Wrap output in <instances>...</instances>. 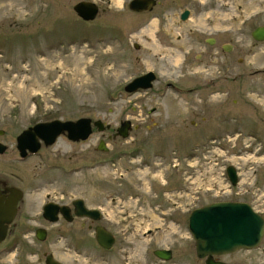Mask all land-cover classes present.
Segmentation results:
<instances>
[{"label": "rangeland", "instance_id": "1", "mask_svg": "<svg viewBox=\"0 0 264 264\" xmlns=\"http://www.w3.org/2000/svg\"><path fill=\"white\" fill-rule=\"evenodd\" d=\"M78 1L0 0V142L7 147L0 154V173H22L31 179L44 171L47 178H54L59 171L48 166L56 162L69 166L84 155L86 184L75 188L85 192L88 206L100 207L101 222L114 234V242L109 249L87 236L67 242L54 235L48 224L44 225L49 235L41 242L34 239L32 229L43 193L55 185L41 189L38 195H31L29 185L13 232L0 244V264H44L48 253L63 264H204L194 254L186 226L193 208L218 200H243L264 220V41L250 36L254 27L264 24V0H156L151 11L142 13L128 10L129 0H89L98 6L89 21L73 12L72 5ZM182 8L190 10V20L181 24L175 19ZM163 10L169 15L166 21L160 17ZM165 26L173 35H181L179 42L167 45L173 52L162 49L166 44L160 34ZM206 35L228 42L231 48L222 51L215 47L212 62H196L193 54L199 49L190 47V38ZM183 50H189L187 65L178 59ZM224 59L230 62L225 71ZM147 70L155 74L149 89L122 90L130 79ZM167 82L202 89L193 97V106L186 107L165 86ZM156 91L162 97H156ZM142 105L145 109L157 107L159 124L166 127L164 135H180L176 129L180 113L181 126L189 119L197 121V145L153 139L130 155L134 147L130 139L149 134L144 127L137 135L132 132L112 140L105 137L108 131L94 130L78 145L58 138L43 151L49 158L42 166H35L40 157L18 162L14 138L35 121L86 116L114 129L120 120L137 123ZM190 110L205 118L193 117ZM158 135L155 131L151 136ZM101 137L105 152L95 149ZM192 147L195 157L186 161L192 167L184 166L183 177H193L194 189L189 185L179 199L180 193L171 188L169 180L164 204L151 205L149 189L155 182L149 181L150 173L162 175L163 180L166 175L174 179L177 171L171 163L176 153H187ZM112 155L118 158L111 160ZM99 156L104 158L101 168L94 163ZM227 165L237 172L233 188L228 187ZM140 194L143 197L136 201ZM98 195L100 201H96ZM157 248L169 249L170 259L155 257L152 251ZM262 250L264 232L256 247L216 258L227 263L264 264Z\"/></svg>", "mask_w": 264, "mask_h": 264}, {"label": "flooded vegetation", "instance_id": "2", "mask_svg": "<svg viewBox=\"0 0 264 264\" xmlns=\"http://www.w3.org/2000/svg\"><path fill=\"white\" fill-rule=\"evenodd\" d=\"M184 11H186V16L184 19H181V14ZM135 13H142V12H135ZM160 17L163 21H166L167 18H169L167 10H163L161 12ZM188 20H190V10L188 8H182L176 14L175 22L182 24ZM155 31H156V24L152 29H150V32L152 34ZM222 31L225 32L226 29H223ZM180 37H181V35L178 32L173 35L172 32L169 30V28H167L165 26V28L162 30V33L160 34V38L163 39L164 44H166L162 47V49L166 50V51L173 52V50H171V47H169L167 45L174 44V42H179ZM171 38L172 39L174 38V41H172ZM219 39L220 38L214 37L211 35H206V36L200 37V38H199V36H193V38H190V47L193 46V47H197L199 49L198 54H193V57L196 58V62H198L200 60H207L208 63L212 62V60L214 58V53H215V51H213V49L215 47H218L222 51H227L231 48V45L228 44V42L220 41ZM135 45H136V47H134V48H137L138 47L137 44H134V46ZM188 54H189V50H183L182 51L181 57L178 58L182 64L187 65L189 63L188 62L189 58H187ZM222 64H223V70L224 71L228 70L230 68L229 59H224L222 61ZM261 71L262 72L264 71V67ZM165 86L168 88H171L172 91L176 93L177 98L181 97L182 102H183L182 106L186 105V107H187V105L190 106V105H192L191 103H194L193 97L194 96L198 97L199 96V90L202 89V88H199V86H197V85L174 87L169 82L165 83ZM137 91H139V90H137ZM137 91H135V92H137ZM155 96L156 97H162V92L156 91ZM137 114L139 116V118H136L139 120L137 123H133L129 120L130 123H129V127L127 129V136H128V134H130L132 132H133V134L137 135L138 134L137 132H139L141 127H144L147 130L146 132L149 134L146 137H140L138 139L136 137H134V138L130 139L131 143H134V147H132V151L130 152V155L137 154L140 151L139 145L151 142V140H153V139H160L162 141V143H167V142L171 143V142H173V139H175L178 144H190L193 146L197 145V142H198V140H197L198 139V136H197L198 133L196 130L198 128V122L197 121L189 119L186 121V124H183V126H181L183 123V118H182V114L180 113V125H178V127L176 128L180 132V135H177L176 137H172V136H170V134L164 135V132H162L163 129L165 130L166 127H164V125H162V124H159V122H160L159 119H161V114L157 110L156 106L152 105V106L148 107L147 109H145V106L142 105L140 111ZM190 114L193 117H195V118L198 117V118H201L202 120L205 118L204 116L199 117L198 112H194L193 110H190ZM80 117H86V116H79V117H76L74 119H62V120L75 121L76 119H78ZM52 119H56V118H51V119L43 120V121H49ZM229 119H230V117H229ZM43 121H35L32 124H34L36 122H43ZM93 121L94 120L90 118V133L83 140H81V139H78V140L68 139L66 137V133L63 132V133H60L55 138L53 143H51L50 145H46L43 143V141L40 138L37 137V142H38L37 151L35 153H27L24 157H19L18 151L16 150L15 144H14L16 155L18 156V162L22 163L30 157H40L41 160L38 159V163L35 166L36 167L42 166L44 159L49 158L48 154H45L43 151H45L47 148H50L51 146H53V144L56 142V140L60 137L65 138L68 143L75 144V145H78V144L85 142L89 138V136L93 133L94 130H97L99 132L108 131L106 136H105L106 139H108V140H112L116 137H119V136L115 135V128L116 127L114 129H110L108 127V128H104L103 130H98L96 128V126L93 125ZM120 121H122V120H120ZM32 124H30V125H32ZM30 125H28V126H30ZM104 125H105V123H103L102 126L104 127ZM28 126H26V127H28ZM179 129H181L182 131H180ZM155 131L159 135L158 136H151ZM100 140H102L103 143L105 144L102 137L98 138L95 149L98 151H101V152H105V151L99 150L97 148ZM14 142H15V138H14ZM6 148L7 147L5 145V150H6ZM194 148L195 147H192V149L190 151H188L187 153H184V152L176 153V155L174 157V163H171L173 170L177 171L176 176L174 178L175 180L173 178L169 179L167 175L165 176L166 178L163 180L161 177L162 175H158L156 172L150 173L151 175H149L150 176L149 181L155 182L154 184H152L153 189L152 190L149 189V193H150L149 202L151 205H153L155 207H161L164 204V202L166 201V197H167V192H168L167 191L168 190L167 183L169 180L171 181V184H170L171 188H174L175 192L180 193V194H178L179 196L177 195L179 199L183 198L184 189H187L189 187V185L194 186V183L196 181H194V179H193V177H191V175H187V177H183V173L185 172L184 166L187 164L188 167H192V165H189L186 161L194 159V157H195V153H194L195 149ZM41 152H43L42 155H41ZM69 154H73V153H69ZM81 156L82 157H78V158H80L79 161H78V159H76V162L73 164H70L69 166L61 165V163H58V162L52 163L50 166H48V169H53L55 171H59L58 176L54 177V178H47V176L44 175V173H43L44 171L42 173H37L34 176L32 175L31 179L28 177L24 178L22 173H19L18 175L13 174V173H10V174L0 173V205L3 206L5 204L7 205V203L9 204V203L14 202V214H13L11 221L5 226L4 237L2 240H0V244L8 235H10L13 232V228L16 225V219L19 217L21 209L23 208L24 203H25V199H26L25 190L29 185H31L28 187V188H31V189H29V191L31 192V195H38V194H40L41 189L44 188L43 190H46L50 185H52V184L55 185V187H54L55 189H53L51 191L46 190L43 193V199L39 205V211L37 212L38 220H37V222H35V224H34L35 226L32 229V235H33L34 239H35V236H34L35 230L38 228L45 230V234H44L45 238L47 237V235H49V232H48L49 229L44 224H48L49 226L51 225L54 228L53 229L54 235H56L58 238H65L67 240V242L71 241V240H74V242L75 241L77 242V239L82 238L84 236H87L88 238H90L91 241H93L97 245L95 238H94L95 237L94 229L97 226H100V227L104 228L105 230L109 231L113 235V237H115L114 234L106 226H104L103 223L101 222L103 216H102V212L100 210V207L96 204H95V206H88L86 203L85 192L80 191V193H79V191H78L79 189L75 188V187H80V186L82 187V185L86 184L84 179H85L86 171H87V162L84 161V159H83L84 155H81ZM71 157H72V155H68V158H71ZM110 157H111L110 158L111 160H113L114 158L115 159L118 158V156H116V155H112ZM170 160H173V158H170ZM94 163L97 165V167L101 168L102 165L104 164V158L102 156H99L98 158L95 159ZM159 164L160 163H154L153 165L156 166ZM150 166L152 169H154L152 165H150ZM77 174H80L79 175L80 177L77 176ZM119 175L122 176L121 174H119ZM235 177H236V183H237V172H236V170H235ZM226 179H227V177H226ZM138 180H139V178H138ZM227 181L229 182L228 179H227ZM62 182H65L66 185L65 184H64V186L59 185ZM232 186H234V185H231L229 182L228 187L233 188ZM191 188H192V186H191ZM75 189H77L78 194L72 193ZM192 189H194V188H192ZM195 192H198V189ZM141 197H143L141 194L137 195L135 200L140 201ZM33 198H36V197H33ZM95 198H97L96 201H100L101 195H98ZM143 201L146 203V205L148 204L147 199L143 200ZM218 201H223V200H218ZM226 201L245 202L243 200H235V199H228ZM80 203H81V205H83V207L95 211L94 215H97V218L93 219V218L88 217V216H78L75 213L76 212L75 205L80 204ZM245 203H247V202H245ZM45 205H49V210H48L47 214H49L50 216H54L53 221H49L45 217H43L42 210H43V207ZM60 208H62L64 215L60 211ZM53 209H55L54 213H52ZM263 232H264V230H263ZM262 236H263V234H262ZM261 239H262V237H261ZM261 239H260V241H261ZM260 241H259V243H260ZM261 252L264 253V250H262ZM214 259H217L216 256L214 257ZM262 262L264 263V259L262 260ZM230 264H240V263H230Z\"/></svg>", "mask_w": 264, "mask_h": 264}, {"label": "water", "instance_id": "3", "mask_svg": "<svg viewBox=\"0 0 264 264\" xmlns=\"http://www.w3.org/2000/svg\"><path fill=\"white\" fill-rule=\"evenodd\" d=\"M102 1V0H99ZM157 4L155 0H129L127 8L133 12H148ZM73 12L84 21L92 20L97 12L98 6L95 2L81 0L72 5ZM186 16V11L181 14V19ZM250 36L254 41H264V24L254 27ZM136 47V45L134 46ZM155 79L153 71L148 70L130 79L123 85L122 90L126 93H133L137 90L149 89ZM130 121L124 119L115 128V135L127 137V129ZM93 125L98 130L108 128L109 125L98 119L93 121ZM66 133V137L71 140L85 139L90 133V118L80 117L75 121L52 119L49 121L36 122L22 129L15 136V148L19 157H24L27 153L37 151V137L44 144L50 145L60 133ZM2 131L0 130V134ZM97 148L106 151L105 144L99 141ZM5 151V145L0 142V154ZM225 174L231 185L236 183L235 169L232 165L225 167ZM78 216H88L97 218L95 211L75 205ZM49 205H45L42 215L49 221L54 220V216L48 213ZM60 211L63 213L62 208ZM55 209L52 210V213ZM14 214V202L7 205H0V240L4 237L5 226L11 221ZM187 230L193 240L194 254L197 258L203 259L204 264H230L214 259L215 256L228 254L237 249H250L259 243L263 230V218L256 213L249 204L241 201H214L199 207L193 208L187 215ZM95 241L103 249H109L113 242V235L104 228L97 226L94 229ZM45 230L38 228L35 230V239L42 241ZM152 254L161 260H169L171 251L169 249L157 248ZM44 264H63L52 257L51 253L44 254Z\"/></svg>", "mask_w": 264, "mask_h": 264}, {"label": "bare ground", "instance_id": "4", "mask_svg": "<svg viewBox=\"0 0 264 264\" xmlns=\"http://www.w3.org/2000/svg\"><path fill=\"white\" fill-rule=\"evenodd\" d=\"M113 2L119 1V0H112ZM120 2V1H119Z\"/></svg>", "mask_w": 264, "mask_h": 264}]
</instances>
